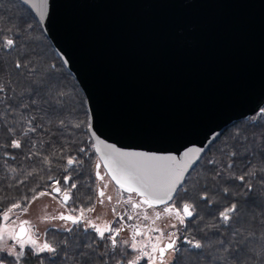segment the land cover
<instances>
[{
  "label": "water",
  "instance_id": "water-1",
  "mask_svg": "<svg viewBox=\"0 0 264 264\" xmlns=\"http://www.w3.org/2000/svg\"><path fill=\"white\" fill-rule=\"evenodd\" d=\"M20 1L79 83L104 144L178 158L202 149L190 173L264 109V0Z\"/></svg>",
  "mask_w": 264,
  "mask_h": 264
},
{
  "label": "snow or ice",
  "instance_id": "snow-or-ice-1",
  "mask_svg": "<svg viewBox=\"0 0 264 264\" xmlns=\"http://www.w3.org/2000/svg\"><path fill=\"white\" fill-rule=\"evenodd\" d=\"M30 27L27 22L12 25L7 28L10 35L6 34L4 28H0V50L8 54L17 52L18 58L13 62V67L18 75L29 80L28 86L21 88L18 93L10 82H0V102H7L4 112L0 113V128L8 137L0 143V151L4 153L5 167L10 169V173L24 174L27 178L37 172L33 168L25 173L23 168L8 164V160L15 161L17 155L22 154L25 160L37 158L49 173L57 159L64 160V175L62 179H56L49 174V183L44 185V190L36 192L35 188L30 189L34 193L31 199L22 198L28 203L13 202L6 209L0 210V264H57V258L62 253L63 264H68V250L76 245V238L72 234L81 229L86 234L91 230L96 235L91 239L86 236L78 242V264H183V253L190 249L196 250L192 254L198 258L197 264H200V257H204L207 264H230L234 259V246L242 238L240 229L233 227L239 219V208L235 202L220 207L216 197L227 199L232 180L244 182L245 175L251 177L256 174L252 165H249L245 175L237 176L235 173L236 161L240 158L237 145L247 139L244 131H237L233 135L236 143L230 146L226 144L221 149V156L227 159L208 160L210 167L202 177L204 182L197 179L193 188L189 189L185 179L186 174H191L187 171L189 160L197 152H202V149L188 148L178 158L177 155L122 151L104 144L96 137L88 121L79 119L76 105L57 80L56 66L50 65L46 71H42L33 61L32 54L25 51L24 37ZM33 85L36 87L33 88ZM13 98L18 99L15 105L11 103ZM41 101L46 108L41 109ZM34 110H41L42 114L29 115ZM260 115L264 118V110H261ZM81 132L86 136L91 135L94 144L85 146L84 141L73 138ZM57 133L59 136L55 142L45 141L53 149L50 157L41 150L36 138L40 134L56 136ZM78 144L80 146L75 147L76 154H71L69 149ZM25 147L28 148L27 153L24 152ZM7 149L16 151L10 152ZM176 152L179 154L180 150ZM95 153H99L95 162V181L87 185L90 192L85 206L79 207L76 206L78 197L73 198V190L78 187L77 180L82 178L77 176L74 179L72 173H78L84 168L85 158L88 161L95 159ZM260 171L264 172V162ZM13 179L18 180V177ZM96 181L100 182L99 185ZM25 182L18 180L19 184ZM110 183L119 189L116 205L122 203L125 207L120 213L114 207L112 211L117 219L101 227L87 214L95 211L96 202H112L113 197L106 195ZM9 187L12 185L9 184ZM92 192L96 194L95 197ZM51 193L56 194L53 199L64 207V211L46 217V220L63 222L57 231L69 233V236L58 242L41 239L35 226L29 220L20 218V215L27 212L32 200ZM87 201L93 203L88 204ZM201 207L211 210L208 222H205L199 211ZM164 220L168 221V231L158 224ZM133 221L139 223H128ZM112 224L118 226L113 227ZM193 225L202 233L199 239L184 235L192 231ZM126 228L131 231L130 237L118 240L117 237ZM222 232H227L229 238L225 239Z\"/></svg>",
  "mask_w": 264,
  "mask_h": 264
},
{
  "label": "trees",
  "instance_id": "trees-1",
  "mask_svg": "<svg viewBox=\"0 0 264 264\" xmlns=\"http://www.w3.org/2000/svg\"><path fill=\"white\" fill-rule=\"evenodd\" d=\"M30 24L31 27L24 37L26 43L25 51L32 54V59L38 64L42 71H46L50 65L56 66L55 75L61 87L67 91L69 96L72 98L73 103L76 105L78 110V117L81 121H88L90 124L89 110L87 106L86 97L74 76L68 71L63 61L57 54L52 43L47 38L44 33L41 24L35 17V15L20 1V0H0V28H4L7 33V28L15 24L25 23ZM18 54L13 51L11 54L5 53L0 50V82L10 85L12 88L16 89L17 93L21 88L27 87L29 80L22 75L17 74V70L13 67V62L17 60ZM33 88L36 85L32 86ZM12 96V93H9ZM11 103L15 105L18 103V99L13 98ZM7 102H0V113H3ZM46 108V105L41 101V109ZM264 110V109H263ZM261 111L256 115L252 116L249 120L239 122L234 126L230 127L218 140L205 152L200 162L191 171L190 175L187 176L186 181L189 189L194 186V181L201 179V183L204 181L202 177L207 173L210 165L207 161L210 159H227L221 156V149L225 148L227 145H232L235 142L233 135L237 131L243 130L247 136L246 140H243L242 144L237 145V150L240 152V158L236 161L235 173L237 176L245 175L249 170V165H252L256 169L255 176L245 175V181L241 182L239 180H232L231 187L229 189V197L224 199L222 196L216 197L217 204L220 207H225L229 203H237L239 208V219L237 223L233 224L234 228H239L242 233V238L240 242L235 244L234 251L232 253L234 259L230 261V264H264V172L260 171L262 167V162H264V118L260 115ZM35 114L37 116L42 114L41 110H34L29 115ZM47 122V118L45 119ZM19 131V129H18ZM59 134L56 136L43 135L37 136V141L40 142V148L43 152L47 153L50 157L52 156L53 149L49 147V144L45 141L55 142ZM74 139L78 141H84L85 146L89 143H93L90 135H84L81 132L78 136H74ZM8 139L3 129L0 128V143L5 142ZM66 144V142H65ZM94 144V143H93ZM80 146L79 144L73 146L69 151L71 154H76L75 147ZM59 148V145H56ZM92 151V149H89ZM7 151L13 152L16 150L7 149ZM24 152H28V148L25 147ZM67 155V153H66ZM98 159L95 153V159L88 161L85 158L86 163L84 168L80 169L78 173H72L73 178L76 179L80 176L82 179L77 180L78 187L73 190V198L76 199V206L84 207L87 195L90 189L87 185L92 184L95 181V162ZM65 161L57 159L49 173L46 166L40 163L37 158L31 160H25L22 154H18L15 161L8 160V164L13 167H21L24 172L31 171L33 168L37 169V172L31 176L25 177L24 174L10 173V169L5 167V158L3 151H0V210L6 209L13 202L28 203V201H23V197H31L34 195L30 189L35 188L36 192L44 190V185L49 183L48 175H52L56 179H62L64 175L63 165ZM40 169H44L40 171ZM13 177H18V180H26L25 183L19 184L17 179ZM98 181H96L97 184ZM9 184L12 187H9ZM41 187L37 188L36 186ZM249 185L251 186V191H249ZM95 197V193H91ZM183 196V194H181ZM71 204V201L69 202ZM88 204L93 203V201H87ZM179 204V200L177 201ZM202 216L205 218V222H208L209 209L201 207L199 209ZM75 228V226H74ZM76 238V245L70 248L68 251L70 253L68 264H78L79 257L76 255L78 242L85 239H91L92 236L96 234L89 230V233H84L82 229L80 231H74L72 234ZM184 235L195 236L197 239L200 238L202 233L196 230V226H192V231L190 233H185ZM225 239H228V233L222 232ZM65 236H69V233L57 231L56 229H50L47 232V239L50 242L62 241ZM183 240V236L181 238ZM182 247H187L182 245ZM196 250H189L183 253L185 260L183 264H197L198 258L192 253ZM63 253L57 258V264H63ZM207 255V250L205 252ZM211 259V257H209ZM200 264H207V260L204 257L199 258ZM47 264V262H46Z\"/></svg>",
  "mask_w": 264,
  "mask_h": 264
},
{
  "label": "rangeland",
  "instance_id": "rangeland-1",
  "mask_svg": "<svg viewBox=\"0 0 264 264\" xmlns=\"http://www.w3.org/2000/svg\"><path fill=\"white\" fill-rule=\"evenodd\" d=\"M99 181L97 185H99ZM56 195L55 193H51L50 195L41 196L38 199L32 200L28 206V210L26 213L20 215L21 219L29 220L39 232L41 239H47L45 236L46 230L50 229H59L63 222L56 220V221H47L46 217H50L53 215H58L60 212L64 211V207L60 205L57 200L53 199V196ZM106 195H110L113 197L112 202H108L105 200L104 204H100L96 202L95 204V211L92 213H88L87 215L94 220L99 226L104 227L107 223H112L116 220V215L113 213L112 209L115 207L117 210L119 206H115L116 200L119 199V189H117L113 183L109 184L108 189L106 190ZM17 214L18 210H17ZM136 223H139L137 221ZM147 223V222H145ZM168 221H160L158 222L159 226L164 228L165 231H168L167 228ZM113 227L118 225L112 224ZM74 227V226H72ZM182 231V229H181ZM180 233H178L179 235ZM107 235V233H106ZM131 235V231H127L126 233L123 231L117 237L118 240L128 239ZM182 238V237H181Z\"/></svg>",
  "mask_w": 264,
  "mask_h": 264
},
{
  "label": "flooded vegetation",
  "instance_id": "flooded-vegetation-1",
  "mask_svg": "<svg viewBox=\"0 0 264 264\" xmlns=\"http://www.w3.org/2000/svg\"><path fill=\"white\" fill-rule=\"evenodd\" d=\"M113 184H114V183H113ZM114 186L117 188V186H116L115 184H114ZM117 189H118V188H117ZM115 206L117 207L116 204H115ZM118 206H119V209H118V210L116 209V212H117V213H120V212L124 209L125 206H124L122 203H121L120 205H118ZM116 218H117V216H116ZM136 222H137V221L128 222V223H136ZM127 231L129 232L130 230L126 228L124 232L126 233ZM178 243H179V241H178Z\"/></svg>",
  "mask_w": 264,
  "mask_h": 264
}]
</instances>
